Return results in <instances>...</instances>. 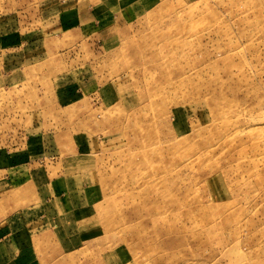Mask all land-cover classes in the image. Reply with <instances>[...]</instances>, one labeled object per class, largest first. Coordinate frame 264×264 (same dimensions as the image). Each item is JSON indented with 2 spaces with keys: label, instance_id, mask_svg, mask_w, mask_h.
Returning <instances> with one entry per match:
<instances>
[{
  "label": "rangeland",
  "instance_id": "rangeland-1",
  "mask_svg": "<svg viewBox=\"0 0 264 264\" xmlns=\"http://www.w3.org/2000/svg\"><path fill=\"white\" fill-rule=\"evenodd\" d=\"M0 31L38 264H264V0H0Z\"/></svg>",
  "mask_w": 264,
  "mask_h": 264
},
{
  "label": "crops",
  "instance_id": "crops-1",
  "mask_svg": "<svg viewBox=\"0 0 264 264\" xmlns=\"http://www.w3.org/2000/svg\"><path fill=\"white\" fill-rule=\"evenodd\" d=\"M10 37V35L5 36L4 33L0 31V51H2L0 53V56H3V59L5 58V56H8L6 55L5 50H9L10 48H7L6 46L5 48H2L4 46L2 43L6 42L7 39L10 40ZM21 42L26 44L28 43L26 38H23ZM3 65L5 66V61ZM17 69L20 70V68ZM9 70V68L3 67L2 71L0 70V78L2 79V77H6L17 72L14 71L15 69H13L12 71ZM8 170H12L13 174L9 175V180H5L4 178V180L0 182L1 187L2 184L6 185L7 182L10 184V186H6V193L0 194V204H2V208L0 207V264H38L40 257L39 255H37L38 252L36 251L37 248H35L36 245L32 241V236L35 234H33V229L38 227L39 224L37 223H39V221L41 219H44L45 217H41V215H39V209H34L30 213L26 214L22 211H17L15 208H13V210L10 209L11 204H14V201H12L11 196H8L10 192L14 190L13 188L19 187L20 190L21 187L26 185H23V183H25L28 178H33V181H36L37 178H35L34 175L30 173V171L32 170L29 171L28 168H26V165L23 164L13 165L6 169L0 168V172ZM60 176V174L57 176H49L47 172L43 174V178L45 180L44 183H46L45 185H47V187L51 188L52 190L50 198H47L50 199L48 202L52 203V207L50 209L51 211L60 210L59 214L66 213L63 211L66 210L68 212L69 209L70 212H73V208L71 209L66 206L71 202L70 200H67L70 197H68L67 195L64 196V193L62 192V189L64 187L69 188V185L66 183V181H68L70 178L65 174L61 177ZM47 178L50 179V182ZM72 181H74V177L71 180V183ZM11 185H14V187L11 188ZM71 185L72 184H70V187ZM18 197L20 199L23 198L20 195ZM48 217L51 218L56 216L54 213L52 215H49ZM45 234H47V236H54L55 232L47 231V233Z\"/></svg>",
  "mask_w": 264,
  "mask_h": 264
}]
</instances>
